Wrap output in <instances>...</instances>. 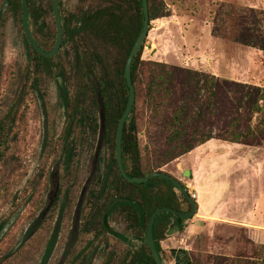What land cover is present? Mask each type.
Segmentation results:
<instances>
[{"label": "trees", "instance_id": "trees-1", "mask_svg": "<svg viewBox=\"0 0 264 264\" xmlns=\"http://www.w3.org/2000/svg\"><path fill=\"white\" fill-rule=\"evenodd\" d=\"M7 1L14 17L22 23V0ZM28 1L34 37L41 48L50 51L57 38L53 0ZM171 1L182 13L191 9L186 0ZM148 3L151 26L152 20L165 16L167 10L162 0H148ZM59 7L64 39L56 55L44 56L38 52L25 34L29 62L19 79L21 82L25 77L26 82L0 120V160L10 147L26 96L38 93L48 113L46 81L55 75L62 77L64 85L59 81L58 85L66 125L59 159L64 168L59 190L63 195L61 213L73 203L72 187L64 185L65 176L66 180L70 179L80 169L82 149H93L98 142L103 108V149L84 199L80 235L100 236L110 232L125 240L129 236L142 240L151 215L158 208L171 207L179 211L192 208L189 200L170 181L153 177L145 183L130 182L122 175L117 161V128L130 97L125 69L143 27L142 0H78L73 11L65 10L60 0ZM232 19L230 39L264 51V10L247 9ZM6 21L0 9V31ZM219 31V27L214 29L215 34ZM144 47L145 44L132 64L136 101L125 123L122 139L123 167L130 177L166 172L162 170L164 166L211 139L248 146L264 145V86L144 59ZM143 128L148 131L149 144H144L140 136ZM53 140V135L47 136L43 144L45 151L55 147ZM94 153L84 164L85 174L91 171ZM115 216L123 219L126 233L131 235L113 232L110 220ZM5 223H0V232ZM176 226L179 231L184 229L180 216L166 211L157 215L153 236L161 257V242ZM236 229L248 233L246 226ZM57 236L55 229L43 262H47ZM244 237L252 244L251 255L246 256L241 251L234 256L217 254L212 259L195 254L190 264H264V243ZM111 253V256L116 255ZM122 254L119 257L122 264H157L150 247L144 243L139 249L130 248Z\"/></svg>", "mask_w": 264, "mask_h": 264}, {"label": "rangeland", "instance_id": "rangeland-1", "mask_svg": "<svg viewBox=\"0 0 264 264\" xmlns=\"http://www.w3.org/2000/svg\"><path fill=\"white\" fill-rule=\"evenodd\" d=\"M162 1L167 13L152 20L144 59L264 86V51L232 41L229 37L234 22L232 18L247 9L264 10V0H186L191 7L186 13L180 12L171 0ZM62 2L67 11L75 10L78 5V0ZM0 6L7 18L0 31L1 120L16 100L18 89L26 82L25 77L21 82L19 77L29 62V47L22 23L8 9L6 0H0ZM217 27L220 31L215 34ZM46 84L45 104L49 112L44 110L38 93L28 94L21 105L10 147L0 160V223L6 222L0 232V264H79L85 255L89 257V251L102 246V241L108 238L111 245L108 252L122 254L127 249L126 242L113 233L103 235L102 241L94 240L91 235H80L84 203L79 220L75 214L82 187L90 174L84 173V164L95 152L97 143L93 149H82L80 169L70 179L66 180L65 176L64 185L72 187V206L61 213L63 195L59 193L43 221L37 226L34 224L49 200L52 174L57 164H60V187L64 175L59 159L66 118L59 97L58 75L49 78ZM147 132L143 128L140 135L144 144H149ZM50 135L54 136L55 147L45 151L43 144ZM162 170L196 192L199 205L198 212L186 222L182 231L168 233L161 242L166 264H175L172 249H187L191 261L195 254L212 259L217 254L234 256L241 251L246 256L251 255L252 244L244 235L255 240L248 227V233L236 229L244 225L235 219L264 224V145L248 146L211 139ZM110 226L115 233H126L120 217L112 218ZM55 229L58 230L55 246L50 259L43 262L46 246ZM72 231H78L77 235ZM88 240H94V244L89 251L85 249L88 253L82 255L80 251ZM69 244L71 252L68 256ZM104 258L98 255L96 264H103Z\"/></svg>", "mask_w": 264, "mask_h": 264}, {"label": "water", "instance_id": "water-1", "mask_svg": "<svg viewBox=\"0 0 264 264\" xmlns=\"http://www.w3.org/2000/svg\"><path fill=\"white\" fill-rule=\"evenodd\" d=\"M59 1L60 0H53V9H54V14L56 17V24H57L56 42H55V45H54L52 50L46 51L39 46L38 42L36 41V39L34 37L32 30L29 26V1L28 0H22V2H23L22 22H23L25 34H26L27 38L29 39L30 43L34 46V48L38 52L43 54L44 56H54L60 51V49L62 47V42L64 39V26H63V20H62V16H61V12H60V7H59ZM142 4H143V13H144L143 27H142V30H141L139 37L137 38V40H136V42H135V44H134V46L130 52V55H129L127 63H126L125 73H126L128 86L130 88V97H129V102H128L127 108H126L125 112L123 113V115L119 121L118 128H117V136H116L117 152H116V155H117V161H118L119 169H120L122 175L128 181L133 182V183H145L153 177L164 178V179L170 181L179 190V192L182 193L191 203L192 208L189 211H179V210H176V209L171 208V207H162V208H158L151 215V218H150L149 223H148L147 233L144 236V238L142 239V241L150 247L151 253H152L157 264H166L164 262L163 258L161 257V254L159 253V250L157 248V245H156V242H155V239L153 236V227H154V222H155L157 215L161 212H164V211L172 212V213L181 217L183 225L185 226L186 222L189 219H191L198 212V205H197L196 199L191 196L189 190L187 189V186H185L181 181H179L177 178H175L171 174H169L167 172H163V171H156V172H153V173L148 174L146 176L130 177L126 173V171L123 167L122 139H123L124 126H125V123H126L128 117L130 116V114L132 112L133 106H134L135 101H136V90H135L133 80H132V64H133L135 57L138 55L140 49L145 44L146 39L149 35V31H150V15H149L148 0H142ZM58 81L61 85H63V78L62 77H58ZM99 100H100V102H102L101 98ZM104 131H105V114H104V109L102 108L101 109L100 138H99V140L97 142V146L95 148L92 169H91V172H90L88 178L86 179V181L84 183V186L82 187V190H81L78 202H77V206H76L75 213H76L78 219H80V216H79L80 208L82 207V205L84 203V199H85L86 193L88 191L89 185L95 176V173H96V170H97V167L99 164L100 153L103 149ZM59 172H60V164H57V166L54 169L53 174H52L53 187H52V190L48 193V199L49 200H48L46 206L44 207V209L41 210V212L38 216V220L35 223L36 226L39 225L43 221V219L47 216V214L49 213L50 209L52 208V206L55 203L56 198L59 194V189H60ZM187 174H190L189 170H187ZM175 230H179V227L176 226L175 228L171 229L169 231V233H172ZM172 255L176 258L177 264H180L181 260H185V264L191 263V257L189 255V251L187 249H172Z\"/></svg>", "mask_w": 264, "mask_h": 264}, {"label": "flooded vegetation", "instance_id": "flooded-vegetation-1", "mask_svg": "<svg viewBox=\"0 0 264 264\" xmlns=\"http://www.w3.org/2000/svg\"><path fill=\"white\" fill-rule=\"evenodd\" d=\"M6 2H7V5H8V9L10 10V6H9V3H8V1L6 0ZM0 9L3 11V8H2V6H0ZM11 11V10H10ZM12 12V11H11ZM3 13H4V11H3ZM13 14V13H12ZM14 15V14H13ZM31 24H30V6H29V26H30ZM22 26H23V22H22ZM32 26V25H31ZM33 27V26H32ZM31 28V27H30ZM23 29H24V27H23ZM32 30V29H31ZM24 32H25V30H24ZM54 205V204H53ZM51 210V209H50ZM76 214V213H75ZM78 219V218H77ZM79 220V219H78ZM77 233H78V231H72V234H74L75 236L77 235ZM122 234V233H121ZM124 234H127V233H124ZM124 234H123V236H124ZM115 235V234H114ZM52 236V235H51ZM51 236H50V238H51ZM85 236H88V235H85ZM91 236H92V238L95 240V239H97V240H101L102 241V239L103 238H105V236H103V235H100V236H96L95 234H91ZM108 236H111V233L109 232V235ZM119 239H121V240H124L125 242H126V245H127V249H139L140 247H141V244L142 243H144L141 239H135L133 236H129V238H127V240H125L124 239V237L122 238L121 236H118V235H116ZM109 239V238H108ZM104 240V241H102V246H100V247H97V246H95L94 247V249L92 250V251H89L90 250V248L93 246V244H94V240H88L87 241V243H86V246H84V249H82L81 251H80V253L82 254V255H84L86 252H85V249H87L89 252H90V254H88L89 255V257H87L86 255V257L84 256L83 257V259H82V261L81 262H79V264H90L91 262L93 263V261L96 259V257L99 255V258H102V256H104L105 258H104V260H103V264H122V262H121V260H120V256H123V254H118V253H116V252H113V254H115L116 253V255H114V256H111V252H108V249L110 248V242H109V240ZM50 241V240H49ZM74 242V241H73ZM135 242H137L138 243V245L135 243ZM145 244V243H144ZM49 246V242H48V245H47V247ZM55 246V245H54ZM69 249L67 250V254H68V256H69V254H70V252H71V244H69ZM126 249V250H127ZM99 250V251H98ZM110 251V250H109ZM88 253V252H87ZM52 254V252L48 255V258H47V261L50 259V255ZM161 254V253H160ZM65 257V256H64ZM175 258V257H174ZM98 260V259H97ZM97 260H95V262H94V264H96L97 262ZM118 261H120V262H118ZM175 264H177V260H176V258H175ZM180 264H185V260H181V262H180Z\"/></svg>", "mask_w": 264, "mask_h": 264}, {"label": "crops", "instance_id": "crops-1", "mask_svg": "<svg viewBox=\"0 0 264 264\" xmlns=\"http://www.w3.org/2000/svg\"><path fill=\"white\" fill-rule=\"evenodd\" d=\"M235 220H238L242 225L249 228L250 235L256 242L264 243V229H258L259 227H264V224L241 218H236Z\"/></svg>", "mask_w": 264, "mask_h": 264}, {"label": "built area", "instance_id": "built-area-1", "mask_svg": "<svg viewBox=\"0 0 264 264\" xmlns=\"http://www.w3.org/2000/svg\"><path fill=\"white\" fill-rule=\"evenodd\" d=\"M189 192H190V194H191V196L193 197V198H197V193L196 192H194L193 190H189Z\"/></svg>", "mask_w": 264, "mask_h": 264}]
</instances>
